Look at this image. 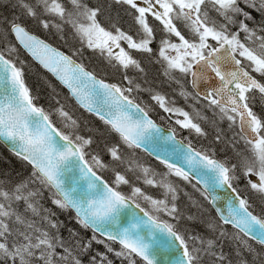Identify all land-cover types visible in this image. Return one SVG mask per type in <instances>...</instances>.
I'll use <instances>...</instances> for the list:
<instances>
[{
  "label": "snow or ice",
  "instance_id": "6c2138e0",
  "mask_svg": "<svg viewBox=\"0 0 264 264\" xmlns=\"http://www.w3.org/2000/svg\"><path fill=\"white\" fill-rule=\"evenodd\" d=\"M111 4L127 6L138 26L135 38L118 22L110 20L107 28L102 26L98 17ZM150 18L165 34L157 56V62L165 64L164 74L174 78L172 73L178 71L183 77L190 76L196 91H185L182 86L180 95L196 103L205 101L204 106L214 115L228 121L231 139L224 141L223 131L217 128L216 142L231 144L234 150L244 142V151H236L235 162L217 159L214 148L196 150L187 145L188 163L207 170L213 188L231 190L227 215L217 207L219 219L215 222L197 221L178 208V189L165 177L175 175L191 182L188 171L156 156L167 169L157 179L152 168L135 158L138 149L153 154L147 144L159 128L150 117L153 105L138 102L134 93L146 91L155 107L182 117L175 120L180 129L207 135L195 122L207 117L196 111L194 118L175 107L165 94L142 88L128 75L130 69L145 72L134 51L149 57L154 53L151 45L157 29ZM28 21L61 34L70 26L82 44L122 72L127 86L98 78L72 58L77 53L67 55L30 32ZM0 45V142L31 166L27 177L10 186L0 181V264H114L109 254L122 264H159L157 255L164 251L178 252L177 264H264V208L260 215L254 214L249 199L236 186L243 180L246 190L264 204V107L261 114L254 110L257 98L264 105V0H111L109 4L100 0L95 4L87 0H15L12 14L0 15ZM21 49L67 87L81 109L115 134L116 142L101 141L97 145L100 151L94 152L96 140L80 134V122L59 99L53 97L56 106L51 111L38 105L25 80ZM212 80L218 83L199 91L201 82ZM54 115L62 127L54 122ZM170 131L169 139H174L176 129ZM75 170L79 179L66 180V174ZM105 172L111 173L110 179L104 178ZM138 181L162 189L163 198L148 194L137 186ZM45 190L55 208L73 213L70 218L80 230L67 227L56 212L41 203ZM205 199L215 207L219 197L205 195ZM128 209L138 210L143 217L133 211L128 219ZM181 220L202 224L207 234L195 226L181 230ZM154 230L166 234V246L157 242ZM225 240L230 242L231 252L224 251ZM94 245H102L104 251Z\"/></svg>",
  "mask_w": 264,
  "mask_h": 264
},
{
  "label": "trees",
  "instance_id": "16d2710c",
  "mask_svg": "<svg viewBox=\"0 0 264 264\" xmlns=\"http://www.w3.org/2000/svg\"><path fill=\"white\" fill-rule=\"evenodd\" d=\"M87 2L95 4L97 3V0H87ZM100 2L104 4L110 3L108 0H102ZM14 3L15 0H2L3 6H0V15L10 16L14 10ZM109 8L112 9V13H110L109 15L110 20L113 19L112 21L118 22V24L125 25L130 32L136 31L135 29H137V27L133 20V17L126 12L127 7L111 4V7H106L105 10L108 12ZM117 8H124V10L123 12H121ZM16 11L18 13L19 10L16 9ZM99 18L100 20H102V22L105 21L103 19V14L100 15ZM27 27L30 31L46 39L50 43L54 44L56 47L65 51L66 53H77L75 57L84 61L88 65V67L94 72L103 75L109 80L125 82L123 80L122 72L120 70L112 68L108 64H106V66H104V64L101 65L96 60V55L88 51L84 47V45L77 40L78 37L74 35L72 29L69 26H65L64 32L62 34L57 33L54 29L50 32L44 31L43 29L37 27V25L32 23L31 21L27 22ZM67 31L70 32L73 36L68 35ZM155 33L156 40L153 44V47H155L158 37L160 36L158 29L155 31ZM61 35H63V39H61ZM73 37H76V42H73ZM10 39L13 43H16L14 38ZM20 51V59L24 61L23 67L25 72V80L27 85L31 89L32 94L37 97L36 103L38 105L43 106L46 111H51L56 106L53 97L59 99L60 102L65 106L66 110L69 111L74 116V118H76L80 122V134L86 137L91 135L96 140V143L92 145V151L94 152L100 151V148L97 145L101 141H107L108 143L116 142L118 138L115 136V134L109 133L97 117L87 113L85 110H82L80 107H78V105L73 101V99L69 96V94L64 88H62L47 72L37 66L22 50ZM147 58H152L153 64L158 63L155 54H153L151 57H149L148 54H141V58L139 57L141 65L145 64L144 61ZM146 67L149 71V75L139 76L141 79L138 80V83L141 84L142 88H151L155 92L165 94L170 101L175 102L174 105L184 106V108H186L194 118L196 117V111H199L201 116L207 117V119H195V122L199 123L201 127L205 128V132L207 133L206 136H198L194 131L181 130L182 134H180L179 136L183 138V140L198 148L197 150L207 149L210 147L214 148L216 158L220 160L228 158L226 154L229 150L230 152L234 153H236V151H240L241 153H243V141H240L238 144H236V151L233 149L231 144L224 142L228 139H231L233 135V131L229 130L228 128L227 120H220L219 116L214 115L212 109L206 108L204 106L205 102L200 101L199 103H196L191 98L185 100L184 97L180 95L182 86L183 90L191 92L188 87L187 78H184L183 76L182 78H178L176 80V82L179 81L177 85L175 81L172 82V79H170L169 76H166L164 74V69L161 66H158L159 68H152L151 66L146 65ZM135 74L136 73L131 70L128 72V75L132 77L135 76ZM175 74L176 73H172V77ZM168 86H170V88H168ZM136 95L138 97V101L146 102L153 105L151 111L152 113H154V117L156 113L160 112V109L154 106V102L150 101L148 92L145 91V93H136ZM53 120L58 127H62V124L58 117L54 115ZM213 121H215V126L213 125ZM217 128L221 129L224 133V141L222 142L215 141ZM89 129H91V131H89ZM101 133L103 135H101ZM228 146H230V148ZM101 155L103 156L102 152ZM135 158L144 166L152 168L158 174L157 179H160L161 175L167 173V169L164 167V165L156 162L140 150H136ZM104 159L107 160L108 158L105 156ZM235 159L236 156L233 155V158H231L230 160L231 162H235ZM30 172L31 166L19 160L13 153H11L4 145L0 143V181H4L5 185L10 186L11 184H14L19 180L27 177ZM102 175L105 179H110L111 177L110 172H105ZM129 178L134 179L131 174H129ZM165 178L167 181L173 183L174 186L177 187L178 200L176 201V203L180 211L185 216L192 215L196 217L197 221H218L219 218L211 207L209 199H205L206 194H201L204 192L197 184H195L191 180V182L184 181L181 178L176 177L175 175H168ZM136 183L137 186L144 187V190L148 194L153 195L154 197L163 198L161 196V192L163 191L162 189L143 186L142 181H138ZM193 185H195V187H193ZM236 186L238 187V190L240 191L241 195L249 199L250 203L253 206L252 210H254V213L260 215L262 208H264L263 204L260 203V198L258 196H254V193L246 190L245 182L243 180H241L240 183ZM44 196L45 199L41 200V203L44 204L46 208H51L52 211L56 212L57 217L61 221H63L67 227H74L77 230H80L79 225H77L75 221L70 218L73 213L62 212L59 209L55 208V206L51 204L50 200L47 199L49 193L46 190L44 191ZM141 206H146L143 201H141ZM161 218L163 220H168L169 222H172L171 219L166 215H162ZM193 226H195L198 231L207 234L204 226L199 223L193 225V222L191 221L181 220L180 224L178 225L181 230L186 227ZM228 228L230 231H234L231 229V226H228ZM64 234L66 235L67 233L64 232ZM83 234L90 235L91 233L84 232ZM94 247L98 248L100 251H104L102 245H94ZM115 247L117 249L119 248L118 245H116ZM224 251H232L231 244L227 240L224 241ZM109 258L114 260V264H122L121 259L115 258L112 254H109ZM123 264H127V261H123Z\"/></svg>",
  "mask_w": 264,
  "mask_h": 264
},
{
  "label": "water",
  "instance_id": "95a60500",
  "mask_svg": "<svg viewBox=\"0 0 264 264\" xmlns=\"http://www.w3.org/2000/svg\"><path fill=\"white\" fill-rule=\"evenodd\" d=\"M56 80L58 82H60L57 78H56ZM213 83H218V82L215 80L209 81L208 84L201 82L199 91L204 92ZM65 88L69 91V89L67 87H65ZM156 125L159 128V132H154L153 136L150 138V140L147 144L148 150L151 151L153 154L149 155L147 151H145V152L150 157H152L154 160H156L158 162H159V160L156 159V156H160L161 158L168 159L171 163L177 164L178 166L184 168L185 171H188L190 173V180H192L197 185H199V187L204 192H205V181H207L208 182V190L205 193L209 196L219 197V199L216 200V206L215 207H213V205L210 203L212 208L214 209V211L216 212L217 215H218V213L216 211L217 207L220 208L221 212L224 215H227L228 201L232 196L231 190L221 189V188H213L212 181H211V174L208 173L207 170L203 169L199 165L193 166V165L188 163V160L186 159L187 144L183 140L176 137V135H175L174 139H169V136L172 135V132L168 129L163 128L162 126L158 125L157 123H156ZM2 144H4L9 149V147L5 143H2ZM73 176H75L76 179H79L78 170H75V172H72V173H67L65 178H66V180H68L70 182V180L73 178ZM81 183H83V181H81ZM125 211H126V213H128V219H131V213L133 211H135L138 216L143 217V214L139 213L138 210L128 209ZM154 231H155V234L157 237V242L161 245L166 246V243L169 239L166 236V234L160 233L159 230H154ZM178 259H179V253L174 252V251H164V252H161L159 255H157V260L159 261V264H177Z\"/></svg>",
  "mask_w": 264,
  "mask_h": 264
},
{
  "label": "bare ground",
  "instance_id": "6f19581e",
  "mask_svg": "<svg viewBox=\"0 0 264 264\" xmlns=\"http://www.w3.org/2000/svg\"><path fill=\"white\" fill-rule=\"evenodd\" d=\"M89 1H92V0H89ZM100 1H102V0H100ZM117 9H119V10H121L122 12H123V10H124V8H117ZM109 11V13H112V9L111 8H109L108 9ZM107 12V11H106ZM106 12L104 11V13H103V19L105 20V22L107 23V25H109V23H110V17H109V14H108V16L106 15ZM127 13H128V11H126ZM32 32V31H31ZM34 35H37L36 33H34V32H32ZM67 34L68 35H71V36H73L70 32H68L67 31ZM38 37H40L41 39H43V40H46V39H44V38H42L41 36H39V35H37ZM77 40L78 41H80V39L79 38H77ZM47 41V40H46ZM73 42H76V37H73ZM81 42V41H80ZM25 53V52H24ZM26 54V53H25ZM27 55V54H26ZM147 60V61H146ZM145 60V65H143L142 64V67L145 69V72L143 73V74H141V73H139V72H137V76H133L134 78H135V82L136 83H138V80L139 79H141L139 76H148L149 75V71H148V69H147V67H146V65H149V66H151L152 68H159L158 66H161L162 68H165V65L164 64H162V63H154L153 64V59L152 58H147ZM174 78H172V82H176V80L180 77V75L179 74H175L174 76H173ZM125 83H127L126 81H125ZM168 88H170V86H168ZM140 93H145V92H140ZM171 116H172V114H167V113H156L155 114V120L158 122V123H167L169 120H170V118H171ZM204 130H205V128L204 127H202ZM206 131V130H205ZM189 143H187V145H188ZM192 145V144H191ZM231 146V145H230ZM230 146H228L229 148H230ZM192 147L193 148H195L196 150L198 149V148H196V147H194L193 145H192ZM237 149H235V151H236ZM232 153H234V152H230V150L227 152V154H226V156L228 157V159H231V158H233V155L234 156H236L235 155V153L234 154H232ZM196 184V183H195ZM199 186V185H198ZM202 190V189H201ZM254 196H257V195H255L254 194ZM261 203V202H260ZM263 207H264V204H263Z\"/></svg>",
  "mask_w": 264,
  "mask_h": 264
},
{
  "label": "flooded vegetation",
  "instance_id": "af4514ba",
  "mask_svg": "<svg viewBox=\"0 0 264 264\" xmlns=\"http://www.w3.org/2000/svg\"><path fill=\"white\" fill-rule=\"evenodd\" d=\"M210 15L211 16H215V13H212V12H210ZM98 19H99V21H100V23L102 24V26H104V27H108L109 25H107V23L104 21V22H102V20H100V18L98 17ZM113 19H111V21H112ZM110 21V20H109ZM151 24H152V22L153 23H155V25H153L154 27H158L159 26V23L158 22H155V21H153V20H151V18H150V21H149ZM119 26L121 27V29L122 30H124L125 32H127V33H129V34H131V35H133L134 37H135V33H136V31H132V32H130L127 28H126V26L125 25H123V24H119ZM177 26L178 27H182L181 26V24L179 23V22H177ZM136 27H138L137 25H136ZM136 30V29H135ZM185 31V34L187 35V33H186V30H184ZM243 35V34H242ZM173 39H175V38H173ZM154 44V43H153ZM153 44L151 45V46H153ZM158 48V47H157ZM156 48V49H157ZM155 49V50H156ZM141 54L142 53H139V52H136V54H133L134 55V57L136 58V59H138L139 60V57L141 58ZM153 54H155V57H156V59H157V56H158V54H156V53H153ZM96 60L101 64V65H103L104 64V66H106V64H108L107 63V61L105 60V58L103 57V56H101L100 54H99V52L98 51H96ZM147 61V60H146ZM144 63H145V61H144ZM158 63H161V62H158ZM109 65V64H108ZM143 65H145V64H143ZM164 69V71H165V68H163ZM131 70V69H130ZM129 70V71H130ZM128 71V72H129ZM131 71H133L134 73H136L137 74V71H135V70H131ZM176 74H179L180 75V77L179 78H182V76H181V74L180 73H178V72H175ZM130 74V73H129ZM135 74V76H137ZM184 78H186V77H184ZM188 80V79H187ZM176 84L178 85V83L176 82ZM180 87V86H179ZM262 107H264V105H262L260 102H259V98H257V102H256V104H255V108H254V110L255 111H257V113L258 114H261V108ZM161 112H163V111H161Z\"/></svg>",
  "mask_w": 264,
  "mask_h": 264
},
{
  "label": "rangeland",
  "instance_id": "374dc122",
  "mask_svg": "<svg viewBox=\"0 0 264 264\" xmlns=\"http://www.w3.org/2000/svg\"><path fill=\"white\" fill-rule=\"evenodd\" d=\"M118 10H119V9H118ZM120 11H121V10H120ZM105 12H106V10H105ZM121 12H122V11H121ZM108 14L110 15L109 12H106V15H108ZM241 39H243V35H242V34H241ZM162 63H163V62H162ZM163 64H164V63H163ZM164 65H165V64H164ZM181 119H182V117H181ZM175 120H176V119H174V120H172V121L175 122Z\"/></svg>",
  "mask_w": 264,
  "mask_h": 264
}]
</instances>
